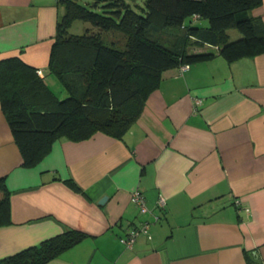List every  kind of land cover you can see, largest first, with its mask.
I'll list each match as a JSON object with an SVG mask.
<instances>
[{"label":"crops","instance_id":"1","mask_svg":"<svg viewBox=\"0 0 264 264\" xmlns=\"http://www.w3.org/2000/svg\"><path fill=\"white\" fill-rule=\"evenodd\" d=\"M63 11L58 0H0V61L45 74ZM250 15L264 23V0ZM188 53L206 58L163 71L122 139L61 138L34 167L23 166L0 107L12 220L0 228V260L74 229L87 237L47 264H264V53L233 63L215 46ZM144 224L132 248L120 243Z\"/></svg>","mask_w":264,"mask_h":264},{"label":"trees","instance_id":"2","mask_svg":"<svg viewBox=\"0 0 264 264\" xmlns=\"http://www.w3.org/2000/svg\"><path fill=\"white\" fill-rule=\"evenodd\" d=\"M60 2L64 11L45 74L17 57L0 61V107L24 167L37 165L61 138L81 142L101 133L122 139L163 71L206 58L189 54L190 47L215 46L227 63L264 53V23L250 15L261 0H144L139 12L125 0H91L89 8L76 0ZM76 20L89 27L69 35ZM164 30L181 32L170 47L156 36ZM229 30L239 37L230 39ZM109 32L126 37L123 48L104 42ZM48 76L57 79L65 97L51 89ZM65 183L81 192L72 180ZM10 202L0 178V228L12 223ZM86 237L66 229L0 264H47Z\"/></svg>","mask_w":264,"mask_h":264},{"label":"rangeland","instance_id":"3","mask_svg":"<svg viewBox=\"0 0 264 264\" xmlns=\"http://www.w3.org/2000/svg\"><path fill=\"white\" fill-rule=\"evenodd\" d=\"M79 4L88 7V3L91 2V0H76ZM127 4L131 6L132 9L139 12V8L143 7L144 0H125ZM61 2L59 1V6L61 7ZM89 25L87 23L81 22V21H73L69 28H68V34L69 35H82L84 33V30L88 28ZM180 33L177 30H164L160 33H158L156 36L159 39L160 42H162L166 46H171L175 39L177 37H180ZM231 33L233 35H239L236 30H232ZM126 37L120 33L116 32H109L106 35H104V42L106 44L115 43L118 47L123 48L125 43ZM49 84L51 89L61 98L65 97L64 89L61 87L57 79L53 76H50Z\"/></svg>","mask_w":264,"mask_h":264},{"label":"built area","instance_id":"4","mask_svg":"<svg viewBox=\"0 0 264 264\" xmlns=\"http://www.w3.org/2000/svg\"><path fill=\"white\" fill-rule=\"evenodd\" d=\"M58 1H62V0H58ZM189 69V65H182L179 67V71H186ZM39 75L41 74V71L38 70L37 72ZM200 99H194V105L198 106L200 104ZM131 201L132 203L140 210L141 213H145L147 211L146 207H145V201H144V197L142 196L141 192L139 191H134L131 195ZM165 200L164 197L159 196L158 200H157V207L159 209H162L164 206ZM158 218V217H157ZM156 218V219H157ZM147 232V224H144L140 227H133L131 228L125 237L120 238L119 241L122 245H124L127 249L132 248L134 241L136 240V238L138 237V235L140 233H146Z\"/></svg>","mask_w":264,"mask_h":264},{"label":"water","instance_id":"5","mask_svg":"<svg viewBox=\"0 0 264 264\" xmlns=\"http://www.w3.org/2000/svg\"><path fill=\"white\" fill-rule=\"evenodd\" d=\"M106 200V197H103L100 201H99V204H103Z\"/></svg>","mask_w":264,"mask_h":264}]
</instances>
